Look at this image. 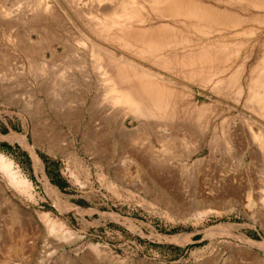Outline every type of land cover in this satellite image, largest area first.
Here are the masks:
<instances>
[{"label": "rangeland", "instance_id": "1", "mask_svg": "<svg viewBox=\"0 0 264 264\" xmlns=\"http://www.w3.org/2000/svg\"><path fill=\"white\" fill-rule=\"evenodd\" d=\"M9 1L12 7L35 0ZM0 27V155L14 162L33 188L31 198L0 172V264H264V162H230L226 152L215 153L199 138L179 142L172 156L162 151L170 128L152 118L141 138L120 131L101 96L105 88L92 52L80 45L77 33L63 26L50 35L31 34L36 46L31 56L44 54L52 66L50 76L41 79L23 49L27 29L2 22ZM61 70L68 73L63 81L55 78ZM202 95V101L212 98L209 91ZM219 116L211 117L210 132L223 121ZM133 118L126 121L129 131L139 126L132 125ZM89 147L95 148V159ZM128 153L139 162H125ZM46 181L61 200L47 191ZM55 222L62 226L53 234ZM66 231L76 238L65 239Z\"/></svg>", "mask_w": 264, "mask_h": 264}, {"label": "bare ground", "instance_id": "2", "mask_svg": "<svg viewBox=\"0 0 264 264\" xmlns=\"http://www.w3.org/2000/svg\"><path fill=\"white\" fill-rule=\"evenodd\" d=\"M8 2L10 1L0 0V22L5 27L12 28L21 24L27 29L28 32L25 31L27 36L24 39L26 45L23 49L28 54L27 57L30 55V58H34L37 63L34 74L39 75L41 79L43 76L46 78L50 76L52 66L49 65L50 62L48 64L44 54L31 56L35 46L31 34L50 35L53 30L65 26L68 31L72 30L81 37L80 45L84 49L89 48L92 52L94 71L102 79L103 85H100V81L98 84L105 88L101 96L104 103L106 102L105 105L110 106V108L106 106L108 109L105 108L111 109L110 113L112 112V115L119 119V125L123 129L115 126L120 131L127 130L125 132L131 133L130 136L133 133L135 135L138 133L137 135L140 136L139 133L148 129L146 120L152 118L161 120L164 130L170 128L167 136L163 135L166 136L165 145L161 144L164 146L162 151L168 154L175 153L176 144L179 142L185 145V141L191 143L199 138L203 142L207 141L215 153L226 152L230 162H264V0H35L30 3L24 1L25 5L16 3L12 7L7 5ZM32 73L33 71L30 75ZM64 73L57 71L55 78L60 81L65 80L68 73L66 75ZM35 76L33 75V78ZM206 91H209L212 98L202 101V92ZM101 104L103 105V102ZM216 113L224 119L220 121L219 127L214 128L216 130L210 132L209 122ZM112 115H110L111 119ZM130 115L134 117L132 125L136 121L139 122L138 128L133 131L125 127ZM104 132L101 134H105ZM126 134L128 137V133ZM180 134L184 137L176 138ZM98 136H101L100 132ZM122 136L119 137L127 139ZM144 136L147 137V134ZM149 137L147 138L150 139ZM96 139L98 141L99 138L96 136ZM190 146L193 150L194 146L192 144ZM94 149L91 148L90 152ZM120 151L122 153L121 149ZM90 154L93 155V152ZM125 155V162H139L137 157L133 159V156H128L131 154ZM33 156L37 159V156L34 154ZM95 156L93 155V159ZM137 156L141 155L137 154ZM75 157L76 162L78 160L82 162L76 155ZM37 161L39 162L38 159ZM13 163L0 155V172L7 177L14 188L33 198L31 183L15 169ZM45 186L49 193L61 200L59 191L48 181ZM251 196L252 193L248 198L249 203L253 201ZM41 217L48 218V216ZM61 226L60 223L55 222L52 233L54 230L60 232ZM63 237L74 239L76 234L66 231ZM92 248L98 249L99 246L92 245ZM9 254L12 255L11 252Z\"/></svg>", "mask_w": 264, "mask_h": 264}]
</instances>
